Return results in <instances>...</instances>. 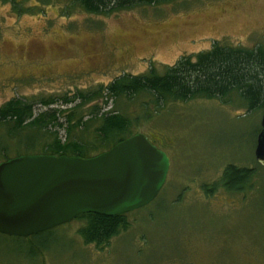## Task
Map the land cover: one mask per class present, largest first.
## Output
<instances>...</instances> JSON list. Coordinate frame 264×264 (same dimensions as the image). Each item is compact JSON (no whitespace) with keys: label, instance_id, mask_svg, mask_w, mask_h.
Listing matches in <instances>:
<instances>
[{"label":"rangeland","instance_id":"obj_1","mask_svg":"<svg viewBox=\"0 0 264 264\" xmlns=\"http://www.w3.org/2000/svg\"><path fill=\"white\" fill-rule=\"evenodd\" d=\"M215 43L264 45V0H179L109 15L88 14L74 0H0V106L19 99L37 116L49 109L40 102L54 99L52 107L69 109L65 98L151 68L162 75ZM107 98L83 105L75 119L101 107L133 120L132 134L146 135L169 159L159 195L126 214L128 229L103 246L84 242L83 220L30 237L0 234V264H264V169L255 158L263 113H248L235 95L160 109L148 95ZM4 135L9 158L42 153ZM228 165L255 169L252 187H222Z\"/></svg>","mask_w":264,"mask_h":264},{"label":"trees","instance_id":"obj_2","mask_svg":"<svg viewBox=\"0 0 264 264\" xmlns=\"http://www.w3.org/2000/svg\"><path fill=\"white\" fill-rule=\"evenodd\" d=\"M176 1L179 0H74V3L88 14L109 15ZM144 95H148L150 102L158 109L168 102H187L199 98L226 103L235 95L248 113H263L264 45L233 48L215 43L209 51L180 59L175 65L167 67L162 75L151 68L148 74L122 75L107 87L65 98L61 106H71L69 109L52 107L58 102L54 99L41 101V106L49 109L37 116H34L33 104L19 99L11 100L0 106V134L3 133V136L0 135V162L12 159L7 156L10 139L4 132L16 136L20 148H38L42 151L40 155L92 158L104 153L135 135L132 134L133 120L116 108L100 114L101 107H95L90 118L84 121L83 117L75 119L76 110L100 96L133 99ZM106 104L107 100L103 106ZM67 112L70 114L66 115ZM63 117L65 123L61 120ZM65 124L66 134L63 138L60 131ZM32 134L34 137H31ZM23 155L19 153L16 157ZM255 175V169L228 165L220 184L228 191L242 192L247 186L252 187ZM126 219V214L105 216L87 213L76 220L85 222L79 234L86 244L103 246L128 229Z\"/></svg>","mask_w":264,"mask_h":264},{"label":"water","instance_id":"obj_3","mask_svg":"<svg viewBox=\"0 0 264 264\" xmlns=\"http://www.w3.org/2000/svg\"><path fill=\"white\" fill-rule=\"evenodd\" d=\"M255 158L264 168V112ZM169 165L144 134L92 158L23 155L1 162L0 234L30 237L87 213L117 216L141 209L159 195Z\"/></svg>","mask_w":264,"mask_h":264}]
</instances>
